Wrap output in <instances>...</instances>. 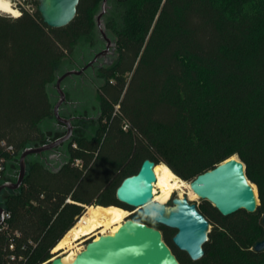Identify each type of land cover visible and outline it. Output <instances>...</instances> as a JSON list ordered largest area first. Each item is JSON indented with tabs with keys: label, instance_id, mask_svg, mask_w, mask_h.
<instances>
[{
	"label": "trees",
	"instance_id": "1",
	"mask_svg": "<svg viewBox=\"0 0 264 264\" xmlns=\"http://www.w3.org/2000/svg\"><path fill=\"white\" fill-rule=\"evenodd\" d=\"M23 2L19 17L0 13V184L26 148L45 140L52 86L80 44L96 46L103 0H80L63 29L44 23L39 0ZM108 7L117 59L104 72L101 134L77 140L57 173L29 166L2 204L19 244H36L23 252L26 264L52 258L86 206H118L103 195L114 196L144 160L194 180L232 157L244 163L260 205L228 217L201 205L212 229L200 261L176 248L174 230L142 212L137 220L162 232L180 264H264V252L253 250L264 239V0H109Z\"/></svg>",
	"mask_w": 264,
	"mask_h": 264
},
{
	"label": "water",
	"instance_id": "2",
	"mask_svg": "<svg viewBox=\"0 0 264 264\" xmlns=\"http://www.w3.org/2000/svg\"><path fill=\"white\" fill-rule=\"evenodd\" d=\"M108 1L103 0L101 9L95 16V23L97 32L106 43L101 56L110 55L115 58L117 42L109 37L104 18L109 8ZM79 3L80 0H39L38 11L47 26L63 29L75 19ZM114 58L109 65L114 62ZM81 73L82 71H69L57 77L56 85L62 98L54 106V115L59 122H68L59 114L64 99V93L60 90L61 83L66 78ZM69 138L70 133L54 143L26 148L19 157L20 172L17 182L3 183L0 185V193L21 188L30 156L52 151ZM67 164L68 162H62L59 169ZM156 166L154 161L144 160L138 173L125 178L117 188L116 200L129 208L141 209L147 219L174 230L172 241L176 248L187 254L192 261H200L205 256L204 246L209 241L210 222L201 214L198 205L186 197H172L170 204L153 201L157 182L154 171ZM190 188L200 200L211 203L224 217L240 211L254 214L259 206L258 193L246 176V167L236 157L198 175L190 183ZM6 213V209L0 205V226ZM80 219L81 217L78 221ZM262 222L264 225V216ZM253 250L264 252V239L255 243ZM50 264H180V262L165 243L160 230L128 218L114 235L105 234L88 241L71 263H65L62 257H57Z\"/></svg>",
	"mask_w": 264,
	"mask_h": 264
},
{
	"label": "flooded vegetation",
	"instance_id": "3",
	"mask_svg": "<svg viewBox=\"0 0 264 264\" xmlns=\"http://www.w3.org/2000/svg\"><path fill=\"white\" fill-rule=\"evenodd\" d=\"M105 48L106 46L88 48L89 50L87 53L82 52V55L79 57L82 65H76L78 60L74 59V63L67 65L65 67V71L62 70L60 73L61 75H64L69 71H82L80 75H72L63 80L60 86V90L64 93V99L62 105L60 106L59 114L62 119L68 122H59L55 115H53L54 117L45 123V127L47 129L45 140L35 147L54 143L57 140L66 137L69 133L70 138L52 151L30 156L28 158V165L30 167L39 165L45 170L57 173L60 170L59 168L62 162L70 163V149L71 147H77L75 143L77 140H94L101 134L106 122L103 115L102 99V88L106 86V76L104 72L114 63L113 62L111 65L108 64L111 60H113L110 55L101 56V53L105 50ZM90 63H92V65H89ZM51 95L55 104L62 98L56 83L52 86ZM90 131L92 132V135L90 138H87L86 134ZM18 190L6 191L11 194L12 192H17ZM116 190L114 196L110 190L108 193L103 195V198L106 201L113 203L114 198L116 199ZM204 203L209 202L201 200L199 205L197 204L198 208ZM209 204L213 207L211 203ZM111 206L124 209L127 211V216L130 219L139 222L137 219L141 216V209H133L121 204L118 206L110 205L108 207ZM90 240L93 239H89L87 241Z\"/></svg>",
	"mask_w": 264,
	"mask_h": 264
},
{
	"label": "bare ground",
	"instance_id": "4",
	"mask_svg": "<svg viewBox=\"0 0 264 264\" xmlns=\"http://www.w3.org/2000/svg\"><path fill=\"white\" fill-rule=\"evenodd\" d=\"M0 13L9 14L12 17L20 16V11L17 10L9 0H0ZM16 13H19V15H16ZM156 177L157 182L155 183L154 196L155 194L156 196L159 195L158 190H160L162 194L160 196L162 204H165V202L170 199L173 190L181 189L186 186V184L179 180L168 168L157 167ZM187 186L191 189L190 185ZM86 209L87 211L77 224L54 248L55 253H61L62 250L67 249L72 244L79 243L85 238H99L101 235L105 234L114 235L128 215L127 211L115 206L107 208L103 206H89ZM82 246H78L77 251H80ZM76 255L75 252H71L63 261L65 263H71Z\"/></svg>",
	"mask_w": 264,
	"mask_h": 264
},
{
	"label": "rangeland",
	"instance_id": "5",
	"mask_svg": "<svg viewBox=\"0 0 264 264\" xmlns=\"http://www.w3.org/2000/svg\"><path fill=\"white\" fill-rule=\"evenodd\" d=\"M10 2H11V4L16 8V6L17 5H23V0H9ZM110 6H111V4H110ZM27 9L28 10H33V8L31 7V6H27ZM18 10V9H17ZM4 14V13H3ZM6 15H9V14H6ZM11 16V15H10ZM105 23H106V21H105ZM97 31V30H96ZM108 35H109V37L112 39V40H114L115 38H114V36H113V34H111L110 32H108ZM96 46L98 47V46H100V47H104V46H106V43H105V41L101 38V36H100V34L97 32V35H96ZM95 46V47H96ZM88 48H91L87 43H82V44H80L79 45V49H78V52L75 54V60H78L77 62L78 63H76V65H82L81 64V60H80V55H82V52H86L87 53V51L89 50ZM114 58V57H113ZM112 58V59H113ZM116 59H117V56L114 58V62L116 61ZM63 71H65V68L63 69ZM62 72V71H61ZM61 75V74H60ZM59 75V76H60ZM54 102V101H53ZM56 104H55V102H54V106H55ZM118 109V107H116L115 108V110H117ZM91 135H92V132L90 131L89 133H87L86 134V136H87V138H90L91 137ZM237 158V157H236ZM158 167H161V168H168L167 166H165L164 164H160V165H157ZM28 167H29V165H28ZM19 172H20V164H19V158L18 159H16L15 160V162L14 163H12V164H10L9 165V167H8V169H7V174H6V176H5V181H4V183L5 182H13V183H16L17 182V179H18V176H19ZM155 172H156V174H157V167L155 168ZM175 174V173H174ZM175 176L179 179V180H181L184 184H186V186L185 187H183V188H181V189H175V190H173V192H172V194H171V196H170V199L167 201V202H165V204H170V201H171V199H172V197H179V198H184V197H186V198H188V200H190L191 202H195L196 204H198L199 205V203L201 202V200L198 198V196H196L192 191H191V189H189L188 188V186L187 185H190V183L193 181V179H183V178H181V177H179V176H177L176 174H175ZM3 183H1L0 185H2ZM252 184V183H251ZM253 186H254V189L256 190V192H257V187L254 185V184H252ZM258 193V192H257ZM8 192L6 191V190H4V191H2L1 193H0V205H2L3 204V202L5 201V199L7 198V196H8ZM158 194L159 195H157L156 196V194H155V196H154V198H153V201H158V202H160V203H162L161 202V200H160V196L162 195L161 194V191L160 190H158ZM72 202V201H71ZM259 205H260V201H259ZM96 206H102V205H96ZM87 207H89V206H86L85 208H84V211H83V214H82V216L85 214V212L87 211ZM103 207H105V208H107V206H103ZM112 207V206H111ZM124 210V209H123ZM81 216V217H82ZM78 222V221H77ZM77 224V223H76ZM75 224V225H76ZM74 225V226H75ZM211 229H212V227H211ZM91 238H93V239H97V238H94V237H91ZM90 238H85V239H83L82 241H80L79 243H76V244H72V245H70L67 249H65V250H62L61 251V253H63L61 256H62V258L64 259V258H66V257H68L70 254H71V252H75L76 254H78L80 251H82V249H84L85 248V245L87 244V240H89ZM83 245V246H82ZM78 246H82V249L80 250V251H77V247ZM66 251V252H65ZM60 252V251H59Z\"/></svg>",
	"mask_w": 264,
	"mask_h": 264
},
{
	"label": "built area",
	"instance_id": "6",
	"mask_svg": "<svg viewBox=\"0 0 264 264\" xmlns=\"http://www.w3.org/2000/svg\"><path fill=\"white\" fill-rule=\"evenodd\" d=\"M79 163V161H77ZM5 171V167L3 165L0 166V177ZM67 202H71L70 199ZM11 218V214L9 212L6 213L4 221L0 226V264H26L28 258H26L23 252L27 251L30 248L36 247V244L32 241L29 243H20L19 241L22 238V234L20 231H13L10 227L9 221ZM129 217L127 216L126 219ZM3 240V244H2ZM63 253H55L54 249L51 251L52 258H50L44 264H50V262L57 258L62 257Z\"/></svg>",
	"mask_w": 264,
	"mask_h": 264
},
{
	"label": "crops",
	"instance_id": "7",
	"mask_svg": "<svg viewBox=\"0 0 264 264\" xmlns=\"http://www.w3.org/2000/svg\"><path fill=\"white\" fill-rule=\"evenodd\" d=\"M42 130H43V132H44L45 135H46L47 129H46V127H45V123H44L43 126H42Z\"/></svg>",
	"mask_w": 264,
	"mask_h": 264
},
{
	"label": "snow or ice",
	"instance_id": "8",
	"mask_svg": "<svg viewBox=\"0 0 264 264\" xmlns=\"http://www.w3.org/2000/svg\"><path fill=\"white\" fill-rule=\"evenodd\" d=\"M16 15H19V13H16Z\"/></svg>",
	"mask_w": 264,
	"mask_h": 264
}]
</instances>
